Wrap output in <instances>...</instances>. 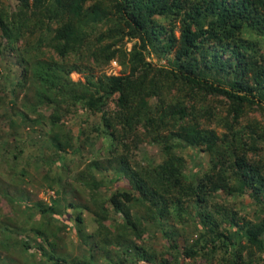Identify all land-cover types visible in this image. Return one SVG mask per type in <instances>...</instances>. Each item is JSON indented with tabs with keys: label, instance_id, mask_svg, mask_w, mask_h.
Instances as JSON below:
<instances>
[{
	"label": "trees",
	"instance_id": "trees-1",
	"mask_svg": "<svg viewBox=\"0 0 264 264\" xmlns=\"http://www.w3.org/2000/svg\"><path fill=\"white\" fill-rule=\"evenodd\" d=\"M0 62V146L26 174L4 119L42 132L70 260L264 264V0H0ZM45 222L18 242L68 263Z\"/></svg>",
	"mask_w": 264,
	"mask_h": 264
},
{
	"label": "rangeland",
	"instance_id": "rangeland-1",
	"mask_svg": "<svg viewBox=\"0 0 264 264\" xmlns=\"http://www.w3.org/2000/svg\"><path fill=\"white\" fill-rule=\"evenodd\" d=\"M174 31L177 33L176 27L174 28ZM128 44L129 43H126V46ZM7 62L8 63L6 64L9 66H12V64L15 63L11 58L7 60ZM110 70L111 68L105 71L108 73ZM112 72L116 74L118 72V66L114 67ZM70 77L76 80L79 78V75L72 72ZM9 106H11V103ZM4 127L6 132L10 130L22 139H25L26 135H30L26 144L33 146L36 151L34 152L30 150V153H28L29 150L25 151L26 153L24 156L28 163L24 165L23 171L26 172V174L20 175L17 168L11 170L10 167H14L15 162L8 160L4 155L5 150L0 146V164H4L2 167L0 166V223H6V221L11 220L9 224H5L8 227V231H5V228H2V230L0 229V236L2 238V240H0V264H42L41 259H44L43 256L36 250H33L31 254V250H26V248L22 247L21 241L18 242V239H21L23 233L26 234L25 232L28 230H31L34 233V230L30 229L32 227H44L43 225L46 224L45 221L51 223V227L48 228L51 229V231L54 230L53 233L55 236L53 237L47 234L48 228L45 229V234L48 238L56 240L57 244L61 246L60 250L63 251L65 258L68 261V263L65 264H80L74 260H70L72 258H81V256L87 255L86 246L80 242L77 233L75 232L76 226H74V224L71 225L66 223V221L63 220L62 215L60 216L62 218L60 220L59 218H53L47 211L41 212L39 210L41 206H48L51 203L49 198L53 194L50 190L43 187V185H39L42 180L41 177L43 176L42 173L44 168L49 166V161L42 157L44 150L46 151L49 149L48 142L39 138L43 136V134L35 125L19 123L14 127L7 118L4 119ZM73 129V131H75L74 127ZM32 132L35 134H32ZM7 135L8 134L5 136ZM13 171L15 175L12 176ZM17 177L21 178V180H18ZM17 190H23L22 194H19ZM57 205L61 211L64 209L63 203L60 199H58ZM113 216L114 214H110V217ZM39 222L42 224L38 225L37 223ZM190 233L192 234L191 229H186L183 236L189 237ZM7 237L15 238L17 240L15 241L14 239L11 244L7 240ZM29 238L33 237L29 236ZM33 239H30L31 243H34ZM160 242H162V239ZM146 243H152L154 245L159 243V239L155 238L153 241L147 240ZM183 243L184 241L182 240V237H179L178 245H182ZM42 247L43 250H46L45 244H43ZM18 250H20L19 253ZM25 251L26 254L24 255L23 252ZM31 256H33V259ZM69 261H72V263H69Z\"/></svg>",
	"mask_w": 264,
	"mask_h": 264
},
{
	"label": "built area",
	"instance_id": "built-area-1",
	"mask_svg": "<svg viewBox=\"0 0 264 264\" xmlns=\"http://www.w3.org/2000/svg\"><path fill=\"white\" fill-rule=\"evenodd\" d=\"M110 65H111V67H116V64H115L114 61H111V62H110Z\"/></svg>",
	"mask_w": 264,
	"mask_h": 264
},
{
	"label": "clouds",
	"instance_id": "clouds-1",
	"mask_svg": "<svg viewBox=\"0 0 264 264\" xmlns=\"http://www.w3.org/2000/svg\"><path fill=\"white\" fill-rule=\"evenodd\" d=\"M52 192V191H51ZM52 194V193H51ZM53 195V194H52Z\"/></svg>",
	"mask_w": 264,
	"mask_h": 264
}]
</instances>
